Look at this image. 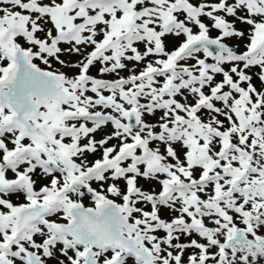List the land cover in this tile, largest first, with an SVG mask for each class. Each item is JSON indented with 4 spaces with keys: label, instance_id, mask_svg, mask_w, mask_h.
<instances>
[{
    "label": "snow or ice",
    "instance_id": "snow-or-ice-1",
    "mask_svg": "<svg viewBox=\"0 0 264 264\" xmlns=\"http://www.w3.org/2000/svg\"><path fill=\"white\" fill-rule=\"evenodd\" d=\"M0 264H264V0H0Z\"/></svg>",
    "mask_w": 264,
    "mask_h": 264
}]
</instances>
